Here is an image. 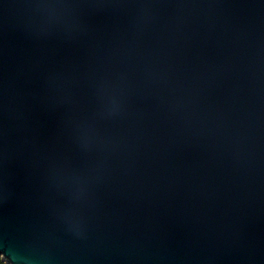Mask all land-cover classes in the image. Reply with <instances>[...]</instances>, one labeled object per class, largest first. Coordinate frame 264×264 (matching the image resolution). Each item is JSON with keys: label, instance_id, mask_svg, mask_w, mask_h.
I'll return each instance as SVG.
<instances>
[{"label": "water", "instance_id": "water-1", "mask_svg": "<svg viewBox=\"0 0 264 264\" xmlns=\"http://www.w3.org/2000/svg\"><path fill=\"white\" fill-rule=\"evenodd\" d=\"M8 264H264V0H0Z\"/></svg>", "mask_w": 264, "mask_h": 264}, {"label": "rangeland", "instance_id": "rangeland-1", "mask_svg": "<svg viewBox=\"0 0 264 264\" xmlns=\"http://www.w3.org/2000/svg\"><path fill=\"white\" fill-rule=\"evenodd\" d=\"M1 258L3 259L4 263L5 264H8L7 261L1 256Z\"/></svg>", "mask_w": 264, "mask_h": 264}, {"label": "trees", "instance_id": "trees-1", "mask_svg": "<svg viewBox=\"0 0 264 264\" xmlns=\"http://www.w3.org/2000/svg\"><path fill=\"white\" fill-rule=\"evenodd\" d=\"M0 261H3V259L1 258V255H0ZM3 264H5L4 261H3Z\"/></svg>", "mask_w": 264, "mask_h": 264}, {"label": "snow or ice", "instance_id": "snow-or-ice-1", "mask_svg": "<svg viewBox=\"0 0 264 264\" xmlns=\"http://www.w3.org/2000/svg\"><path fill=\"white\" fill-rule=\"evenodd\" d=\"M0 264H3V261H0Z\"/></svg>", "mask_w": 264, "mask_h": 264}]
</instances>
